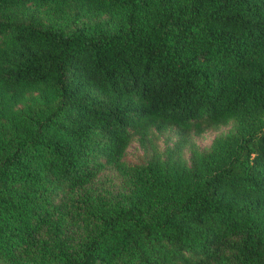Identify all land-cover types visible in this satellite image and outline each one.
<instances>
[{"label": "trees", "instance_id": "1", "mask_svg": "<svg viewBox=\"0 0 264 264\" xmlns=\"http://www.w3.org/2000/svg\"><path fill=\"white\" fill-rule=\"evenodd\" d=\"M0 264H264V0H0Z\"/></svg>", "mask_w": 264, "mask_h": 264}, {"label": "rangeland", "instance_id": "2", "mask_svg": "<svg viewBox=\"0 0 264 264\" xmlns=\"http://www.w3.org/2000/svg\"><path fill=\"white\" fill-rule=\"evenodd\" d=\"M233 128V124L229 123L220 126L218 129H207L201 134L194 137L195 142L201 147L202 150H207L215 137L221 133H227ZM174 129H168L164 132H154L149 138L140 139L135 136L126 151V156L133 162H143L151 156L152 149L150 145L153 143L160 150H163L167 143H170L176 138ZM185 156L189 159V150L185 149Z\"/></svg>", "mask_w": 264, "mask_h": 264}]
</instances>
